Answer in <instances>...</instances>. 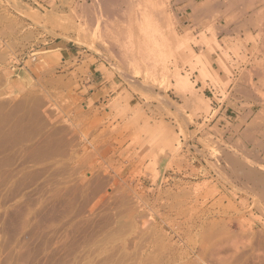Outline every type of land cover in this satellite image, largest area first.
I'll use <instances>...</instances> for the list:
<instances>
[{"label": "rangeland", "instance_id": "rangeland-1", "mask_svg": "<svg viewBox=\"0 0 264 264\" xmlns=\"http://www.w3.org/2000/svg\"><path fill=\"white\" fill-rule=\"evenodd\" d=\"M0 264H264V0H0Z\"/></svg>", "mask_w": 264, "mask_h": 264}, {"label": "bare ground", "instance_id": "bare-ground-1", "mask_svg": "<svg viewBox=\"0 0 264 264\" xmlns=\"http://www.w3.org/2000/svg\"><path fill=\"white\" fill-rule=\"evenodd\" d=\"M116 1V0H115ZM110 2V1H109ZM112 2V1H111ZM105 5V4H104ZM103 11H105V10H103ZM108 11V10H107ZM106 14V13H105ZM120 18V17H119ZM120 21V20H119ZM111 23V22H110ZM104 26V25H103ZM103 31V30H102ZM106 33V32H105ZM107 39V38H106Z\"/></svg>", "mask_w": 264, "mask_h": 264}]
</instances>
